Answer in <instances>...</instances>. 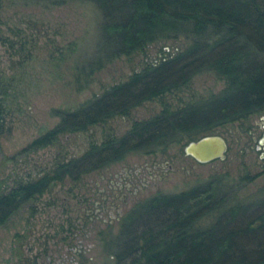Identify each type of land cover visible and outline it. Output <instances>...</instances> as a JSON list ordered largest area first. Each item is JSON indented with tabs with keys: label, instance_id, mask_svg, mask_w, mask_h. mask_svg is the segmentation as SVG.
<instances>
[{
	"label": "trees",
	"instance_id": "obj_1",
	"mask_svg": "<svg viewBox=\"0 0 264 264\" xmlns=\"http://www.w3.org/2000/svg\"><path fill=\"white\" fill-rule=\"evenodd\" d=\"M91 1L102 14L101 33L91 63L76 67L74 79L80 88L119 57L146 53L151 44L180 34L191 42L173 55L146 62L127 80L78 108L58 110L59 123L22 151L60 146L63 135L129 116L146 101L184 88L200 72H214L225 81L224 88L178 108L165 104L151 117L134 120L123 134L106 133L101 140H91L80 155L59 153L38 177L17 178L10 189L0 191V226L27 204L34 211L35 202L58 183H77L132 152L151 153L189 142L264 113V0ZM4 7L0 0V18ZM10 31L23 37L20 27ZM24 39L17 45L16 39L0 34L2 43L20 56L12 61L13 68L34 57L35 38ZM15 82L0 60V145L13 130L7 118ZM232 195L222 178L215 177L189 190L158 193L138 203L123 216L120 231L108 243L116 264H264V200L235 202ZM208 217L212 221L203 225L201 220ZM29 235L16 233L10 264H34L35 257L25 249Z\"/></svg>",
	"mask_w": 264,
	"mask_h": 264
},
{
	"label": "rangeland",
	"instance_id": "obj_2",
	"mask_svg": "<svg viewBox=\"0 0 264 264\" xmlns=\"http://www.w3.org/2000/svg\"><path fill=\"white\" fill-rule=\"evenodd\" d=\"M4 1L0 34L16 39L17 45L24 37V41L35 38L36 46L31 61L13 68L12 61L20 56L0 40L2 66L16 79V88L10 96L12 111L7 118L13 130L0 145V191L10 189L17 178L42 175L61 152L66 157L80 155L91 140H101L106 133L123 134L134 120L151 117L165 104L178 108L224 88L225 81L214 72H200L184 88L146 101L129 116H118L105 126L63 135L60 146L22 151L59 123L58 110L78 108L112 85L127 80L146 62H157L183 50L191 38L180 34L151 44L146 53L119 57L96 71L80 88L74 79L76 67L91 63L100 40L102 14L97 5L91 0ZM33 23L38 25L33 27ZM11 27L22 28L23 37H15ZM263 125L261 113L211 131L222 134L228 141L224 160L198 162L185 153L188 143L185 139L151 153L132 152L121 161L84 175L77 183L66 180L56 184L35 202L34 211L27 204L0 226V264H10L16 233L27 231L30 235L25 249L29 255L40 252L45 245L48 252L60 255L66 244L61 237L74 235L76 250H87L91 264H116L110 249L105 248L104 237L107 238L109 229L112 238L116 237L123 215L155 194L179 193L215 177L222 178L232 190V201L264 200V147L260 145ZM211 221L208 217L201 223L207 225Z\"/></svg>",
	"mask_w": 264,
	"mask_h": 264
},
{
	"label": "flooded vegetation",
	"instance_id": "obj_3",
	"mask_svg": "<svg viewBox=\"0 0 264 264\" xmlns=\"http://www.w3.org/2000/svg\"><path fill=\"white\" fill-rule=\"evenodd\" d=\"M260 145H262V147H264V132H263L262 138L260 140ZM122 198H123V202L127 201V198L125 195ZM119 214L122 215L121 212ZM121 218L122 217H120V220H121ZM122 220H121V223H122ZM108 233L109 234H108L107 238L104 237L105 248H109L108 243L110 240L113 239L111 234H110V233H112V229H109ZM72 238L76 239V236L73 235V237H72L71 235H68V236H62L61 237V240H64L66 244H65L63 253L60 255L59 254H53L51 251L48 252V250H47L48 246L45 245L43 250H41L40 252H37L33 255V257H35L34 264H91L90 259L92 257L88 255V251L82 250V249L76 250L75 244L73 243ZM69 249H72L73 251L69 252L68 251ZM111 254L115 257V255L113 253H111Z\"/></svg>",
	"mask_w": 264,
	"mask_h": 264
},
{
	"label": "water",
	"instance_id": "obj_4",
	"mask_svg": "<svg viewBox=\"0 0 264 264\" xmlns=\"http://www.w3.org/2000/svg\"><path fill=\"white\" fill-rule=\"evenodd\" d=\"M185 153L200 163L224 160L227 156L228 141L219 133H209L185 145Z\"/></svg>",
	"mask_w": 264,
	"mask_h": 264
}]
</instances>
